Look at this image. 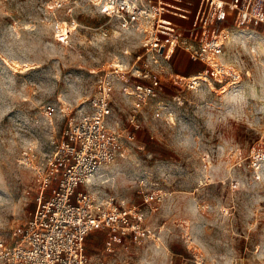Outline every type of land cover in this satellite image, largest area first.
<instances>
[{"label":"rangeland","instance_id":"obj_1","mask_svg":"<svg viewBox=\"0 0 264 264\" xmlns=\"http://www.w3.org/2000/svg\"><path fill=\"white\" fill-rule=\"evenodd\" d=\"M113 4L0 0V240H20L37 207L33 159L90 110L106 77L120 153L88 189L135 206L143 219L136 240L91 231V263L264 264V24L225 20L214 60L181 46L170 58H136L158 16L123 20ZM215 61L235 69L238 82L226 74L217 83ZM136 85L151 88L139 107Z\"/></svg>","mask_w":264,"mask_h":264},{"label":"built area","instance_id":"obj_2","mask_svg":"<svg viewBox=\"0 0 264 264\" xmlns=\"http://www.w3.org/2000/svg\"><path fill=\"white\" fill-rule=\"evenodd\" d=\"M152 2L146 0L138 6L132 0H114L111 8L113 15L132 22L153 13L158 16L148 38L149 48L136 58H170L181 46L192 57L214 60L228 35L225 27L217 29L225 20L232 18L233 27L264 24V0H198L190 27L181 33L173 18L188 19L190 10L157 0L153 12ZM208 65L217 83L226 74L233 83L240 78L235 69L228 70L218 61ZM199 80L193 78L190 85H198ZM111 90L110 81L101 77L90 110L64 127L40 161L33 159L37 207L15 245L6 246L0 240V264H92L84 250L91 231L107 230L113 242L128 235L135 240L139 237L143 216L135 206H123L88 189L101 169L120 153L118 134L107 122ZM150 91L144 85L135 86L132 93L138 96L137 107ZM130 121L136 123L134 115ZM106 249L110 251V245Z\"/></svg>","mask_w":264,"mask_h":264},{"label":"crops","instance_id":"obj_3","mask_svg":"<svg viewBox=\"0 0 264 264\" xmlns=\"http://www.w3.org/2000/svg\"><path fill=\"white\" fill-rule=\"evenodd\" d=\"M195 1L197 3V0H195ZM176 2L178 5H181V6L190 10V14H189L190 18H188V19L183 20V19L176 18V17L173 18L174 22L176 23L177 27L179 28V31L185 33L187 31V28L190 27L191 18L193 16V12L195 11L197 5L194 6V4H190V2H192V1H190V2L188 1L187 3H184V2L182 3L181 1H176Z\"/></svg>","mask_w":264,"mask_h":264}]
</instances>
